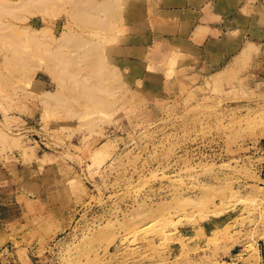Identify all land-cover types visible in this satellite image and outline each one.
<instances>
[{
  "label": "rangeland",
  "instance_id": "obj_1",
  "mask_svg": "<svg viewBox=\"0 0 264 264\" xmlns=\"http://www.w3.org/2000/svg\"><path fill=\"white\" fill-rule=\"evenodd\" d=\"M162 2L0 0V264H264V0Z\"/></svg>",
  "mask_w": 264,
  "mask_h": 264
},
{
  "label": "crops",
  "instance_id": "obj_2",
  "mask_svg": "<svg viewBox=\"0 0 264 264\" xmlns=\"http://www.w3.org/2000/svg\"><path fill=\"white\" fill-rule=\"evenodd\" d=\"M174 1L171 4L169 3L168 5H164V2L159 3L158 7H162V8H166L165 11L167 12H173L175 11V13H180L182 11H193V9L196 8V6H199L201 8H204V6L206 4L210 5V10L208 13H206L207 15L202 14L201 18L204 19L205 21L203 22V24H199L196 28V34H203L206 31H208V36L211 35V32H216L217 30L219 31H225L226 28L224 26V23L226 21V13L222 12L221 9H219V1L220 0H171ZM225 1V5L228 6L230 8V13H233L234 11H236L237 9H232V6L230 4L231 0H224ZM184 7V8H183ZM188 7V9H186ZM183 8V9H182ZM198 8H196L197 10ZM185 13V12H184ZM183 13V14H184ZM191 13H186V16L181 18L180 21L181 22H185V21H192L190 19L193 18H189L188 16H190ZM231 15V14H230ZM179 25V24H178ZM171 36H175L174 34ZM177 37V35H176ZM2 218V214L0 211V220Z\"/></svg>",
  "mask_w": 264,
  "mask_h": 264
},
{
  "label": "bare ground",
  "instance_id": "obj_3",
  "mask_svg": "<svg viewBox=\"0 0 264 264\" xmlns=\"http://www.w3.org/2000/svg\"><path fill=\"white\" fill-rule=\"evenodd\" d=\"M44 5H45V4H44ZM42 6H43V5H42ZM39 8H40V7H39ZM81 12H82V11H80L79 9H78V10H74L75 15L83 16V14H82ZM74 13H73V14H74ZM90 19H91V20L94 19L93 21H96V19L93 18V17L90 18ZM36 31H39V30H36ZM0 37H8V35H2V36H0ZM9 37H10V35H9ZM9 37H8V39L11 40V37H10V38H9ZM36 37L39 38L40 36H37V35H36ZM0 40H1V38H0ZM61 44H62V41H60V40L57 41V40H56V44H55V45H56L57 47H59V45H61ZM248 44H249V43H248ZM252 45H253V43H252ZM249 47L251 48L252 46H249ZM249 47H247V48H249ZM253 47H254V46H253ZM253 47H252V48H253ZM252 48H251V49H252ZM248 50H250V49H248ZM248 50H247V51H248ZM52 76H53V75H52ZM55 78L57 79L56 81L59 80L58 83H60V79L58 78V76H55ZM84 87H86V85H84ZM93 88H95V87H93ZM44 92H47V93H48L49 91H44ZM47 93H42V95H43V94H46V97H47V95L50 94L51 92L48 93V94H47ZM56 93H57V92H56ZM84 94H85V93H84ZM50 95H51V97H52V95H53V96L55 95V96H54V98H55L56 95H60V94H59V92H58V94H55V93H54V94H50ZM43 96H44V95H43ZM43 96H42V97H43ZM48 96H49V95H48ZM84 96H85V95H84ZM43 98H44V97H43ZM43 98H41V99H43ZM49 98H50V97H49ZM49 98H48V99H49ZM59 98H60V97H59ZM59 98H58V96H57V98H55V99H56V102H57V99H59ZM45 99H46V98H45ZM46 100H47V99H46ZM46 100L43 99V101H46ZM51 100H53V97H52ZM59 100H60V99H59ZM61 100H62V99H61ZM61 100H60V102H61ZM46 103H47V101H46ZM58 103H59V102H58ZM58 103H57V104H58ZM5 136L7 137V135H5ZM6 137H4V138H6ZM20 137H21V135H20ZM7 138H8V137H7ZM12 139H13V138H11V142H12ZM17 139H18V138H17ZM110 140H111V139H110ZM110 140H106V141L102 142V143L96 148V150L93 152V155H94V156H93V158H92L94 161L100 163V161H99L100 158H102V159H101V162H102V160H104L103 158H104L108 153L110 154ZM15 141H16V140H15ZM11 142H10V143H11ZM11 144H12V143H11ZM6 145H7V144H6ZM15 145H16V144H15ZM5 149H6V148H5ZM5 149H3V150H5ZM1 150H2V149H1ZM8 151L10 152V150H8ZM109 154H108V155H109ZM110 155H111V154H110ZM103 156H104V157H103ZM94 158H99V159L97 160V159H94ZM99 165H100V164H99ZM208 190H209V189H207L206 191H208ZM206 191H205V192H206ZM210 191H211V190H210ZM204 195H205V194H203V195H201L200 197H197V198H192V196H190V195H184L183 198H180V199H179L178 203H180L181 205H186L187 203H190V202H195V203H197L198 200H199V198L203 199V198H205V197L207 198V196L210 198V195H207V192H206V195H207V196H204ZM209 198H208V200H214V199H209ZM214 201H215V200H214ZM216 201H218V200L216 199ZM216 201H215L214 203H216ZM201 203H203V200H202ZM139 205H140V204H139ZM81 247H83V246H81ZM78 249H79V248H78ZM83 249H84V248H83ZM79 250H80V249H79ZM84 250H85V249H84ZM80 251H81V250H80ZM80 251H79V252H80ZM82 251H83V250H82Z\"/></svg>",
  "mask_w": 264,
  "mask_h": 264
}]
</instances>
